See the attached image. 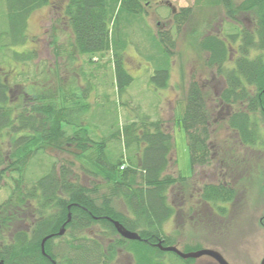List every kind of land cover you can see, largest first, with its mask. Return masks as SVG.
Here are the masks:
<instances>
[{"label": "trees", "instance_id": "1", "mask_svg": "<svg viewBox=\"0 0 264 264\" xmlns=\"http://www.w3.org/2000/svg\"><path fill=\"white\" fill-rule=\"evenodd\" d=\"M210 1L219 3L224 14L233 21L241 17L254 21L251 30L243 28L239 33L224 37L205 34L199 48L207 53V66L216 68L227 80V86L213 104L237 106L226 116L228 128L244 146L264 147V0ZM144 2L64 0L52 32L53 35L54 32L65 34L68 40L62 48L57 37L52 39L55 55L61 49L73 59L76 55L93 57L95 53L110 50L115 87L117 93L122 94L132 76L124 63V41L117 34L143 21ZM50 3L51 0H5L10 42L23 43L30 13ZM192 14V7H179L172 14L173 21L179 25ZM166 35L158 31L156 37L167 58L171 52L164 46ZM237 39L239 53L232 65L226 66L231 61L230 42ZM254 48L258 53L252 55ZM32 55L31 50L13 52V56L24 63ZM92 57L93 61L95 57ZM150 80L155 89L168 87L169 69L155 68ZM68 84L59 89L68 91ZM81 89H85L84 94L89 99H65L59 106L53 91L27 93L22 88L25 100L14 105L10 86L0 79V179L12 171L25 169L28 160L46 148L73 152L77 157L81 154L79 159L83 161L78 168L85 176L101 179L90 185L80 182L78 173L71 167L72 161L57 167L52 165L28 184L17 179L10 195L0 203V261L3 264H111L117 249L122 247L130 254L132 264H166L162 259L165 251L156 243L159 240L166 245L175 242L163 228L165 221L178 213L174 201L169 199V190L176 184L184 189L189 180L179 171L177 175L165 172L173 146L168 122L162 117L142 114L128 116L121 128L114 131L101 130L92 123L105 119L106 114L102 108L94 109L96 100L90 99L93 92L87 86ZM205 95L197 82L191 81L184 110L179 116L173 114L170 120L185 132L192 171L198 165L207 164L210 157L212 131ZM63 122L76 126L70 130L64 128ZM111 139L120 141L126 154L117 151L111 158L105 150ZM72 145L75 150L68 148ZM254 150L258 149L254 147ZM121 163H125L122 169ZM100 185H105L107 191L100 192ZM235 193L236 189L228 183L207 182L201 186L199 195L212 204V209L215 207L219 213H224L226 208L217 205L218 202L231 201ZM118 201L124 211L117 208ZM68 212L70 220L65 222ZM113 220L136 231L140 238H123L117 233ZM24 221L26 226H17ZM64 222V232L58 234ZM95 226L94 233L85 231ZM113 234L118 237H110ZM46 235L49 237L42 253L41 240Z\"/></svg>", "mask_w": 264, "mask_h": 264}, {"label": "rangeland", "instance_id": "2", "mask_svg": "<svg viewBox=\"0 0 264 264\" xmlns=\"http://www.w3.org/2000/svg\"><path fill=\"white\" fill-rule=\"evenodd\" d=\"M233 1L236 3L240 0ZM63 2L64 0H51L49 5L32 11L27 18L25 41L14 44L7 34L9 25L5 0H0V79L5 80L11 88L12 103L16 105L25 100L21 94L23 88L27 93L53 91L54 98L61 106L65 99H89L84 94L85 89H81L87 86L93 92L90 99L96 100L94 109L102 108L106 114L105 119L92 123L101 130L114 131L121 128L128 116L139 117L144 114L151 118L162 117L168 122L173 141L170 163L165 172L177 175L179 171L189 179L184 189L176 184L169 190V199L174 201L178 213L163 224L165 233L174 237V244L179 249L193 251L210 247L224 256L229 264H259L264 256V147L254 146L260 152L245 148L237 141L236 134L228 128L226 116L237 106L213 104L215 97L227 86V80L224 74L217 73L216 68L207 66V53L199 48V41L205 34L213 33L224 37L229 33H239L243 28L251 30L254 21L250 17L233 21L224 14L219 3L210 0H145L143 21L123 28L117 34L124 41V63L132 76L125 92L119 95L114 83L110 50L95 53V58L91 54H85L69 59L61 49L55 55L52 39L57 37L62 48L68 40L65 34L54 32L53 35L52 32L54 19L59 15ZM169 3L175 7V12L179 7L190 6L193 14L177 25L173 21L174 12ZM158 31L167 34L164 46L171 52L170 57L166 58V53L160 49L156 37ZM113 37L115 38L114 35ZM238 39L230 42L231 61L226 66H231L232 60L239 53ZM25 50L33 52L31 59L25 63L13 56L14 51ZM257 53L258 49L254 48L250 54ZM91 57L93 61L90 60ZM160 67L169 69V86L155 89L150 76L155 68ZM193 80L206 92L212 131L209 138V162L196 166L194 171L185 132L170 122L173 114L179 116L184 110V99ZM67 83L68 91L59 89ZM250 89H254L253 86ZM256 117L261 116L256 114ZM63 126L73 130L76 124L66 125L63 122ZM7 144L5 139L4 145ZM73 146L68 148L74 149ZM122 149L123 146L117 139H111L105 147L111 158L115 157L117 151L123 153ZM79 157L73 152L56 148L41 149L28 160L24 170L12 171L0 179V203L10 195L17 179L28 184L47 172L52 165L57 167L68 161L73 162L71 167L78 173L80 182L88 185L100 182L99 177L85 176L82 173L78 166L83 159ZM207 182L228 183L236 189L231 201L218 202L217 205L226 208L224 213H219L215 207L212 209V204L200 198V188ZM105 187L100 185L99 191H107ZM117 208L123 210L119 201ZM26 223L19 222L17 226H26ZM95 228L97 227L85 231L94 233ZM113 236L118 237V234L110 235ZM118 249L122 251L116 254L111 264H124L128 259L125 250L122 247ZM163 258L166 259V264H183L181 259L168 251ZM194 261L195 264H217L205 255Z\"/></svg>", "mask_w": 264, "mask_h": 264}, {"label": "water", "instance_id": "3", "mask_svg": "<svg viewBox=\"0 0 264 264\" xmlns=\"http://www.w3.org/2000/svg\"><path fill=\"white\" fill-rule=\"evenodd\" d=\"M172 9L174 10V8H172ZM68 208H69V206H68ZM70 216H71L70 212H68L65 222H68L70 220ZM65 222L62 224V226L58 230V234H62L64 232V224H65ZM113 223L115 225V228H116L117 232L122 237L127 238V239H139L140 238L139 234L136 231H133V230L125 228L119 221L113 220ZM48 237H49V235H46L41 240V251H42V253H45V251H44V242H45V240ZM156 245L162 250L173 251V252L177 253L178 255H180L181 257H184V258H187V257H198L200 255L207 254V255H210L213 258H215L218 261L219 264H229L227 262V260L218 251H216L214 249L203 248V249H199V250H195V251L183 252V251L179 250L174 245H163L160 240L156 243ZM0 264H3L2 261H0ZM259 264H264V256L262 257V259H261Z\"/></svg>", "mask_w": 264, "mask_h": 264}, {"label": "flooded vegetation", "instance_id": "4", "mask_svg": "<svg viewBox=\"0 0 264 264\" xmlns=\"http://www.w3.org/2000/svg\"><path fill=\"white\" fill-rule=\"evenodd\" d=\"M175 243V242H174ZM173 243V244H174ZM163 245H166V244H163ZM175 246L176 247H178L176 244H175ZM204 248H210V247H204ZM199 249H201V248H199ZM210 249H213V248H210ZM181 250V249H180ZM215 250V249H214ZM120 251H122L121 249H117V253H120ZM181 251H183V252H185V251H188L187 249H182ZM217 251V250H216ZM116 253V254H117ZM125 253V255L126 256H128V259L125 261V263L124 264H132L133 263V261H132V259H131V256H130V254L127 252V251H125L124 252ZM175 255H176V258H179V259H181V261L183 262V264H195V261H194V259L195 258H198V257H201V256H208V257H211L213 260H215V262L217 263V264H219L218 263V261L215 259V258H213L212 256H210V255H207V254H203V255H200V256H198V257H187V258H184V257H181L180 255H178L177 253H175V252H173ZM163 259V261L165 262V263H167V261H166V259L165 258H162Z\"/></svg>", "mask_w": 264, "mask_h": 264}, {"label": "crops", "instance_id": "5", "mask_svg": "<svg viewBox=\"0 0 264 264\" xmlns=\"http://www.w3.org/2000/svg\"><path fill=\"white\" fill-rule=\"evenodd\" d=\"M154 92V91H153ZM171 100V99H170Z\"/></svg>", "mask_w": 264, "mask_h": 264}]
</instances>
